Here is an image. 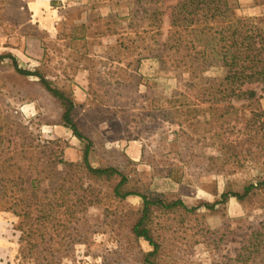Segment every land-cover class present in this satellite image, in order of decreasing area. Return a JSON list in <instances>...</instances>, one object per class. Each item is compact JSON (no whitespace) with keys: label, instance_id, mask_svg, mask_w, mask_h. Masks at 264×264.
<instances>
[{"label":"rangeland","instance_id":"374dc122","mask_svg":"<svg viewBox=\"0 0 264 264\" xmlns=\"http://www.w3.org/2000/svg\"><path fill=\"white\" fill-rule=\"evenodd\" d=\"M49 1L55 23L44 28L34 23L25 0H0V46L6 48L0 51V166L12 175L22 173L26 181L16 177L9 183L8 203L0 207V264H38L34 257H24L28 247L22 241L21 208L6 209L22 186L30 187L29 171L39 168L37 159L54 154L82 163L86 146L63 125L61 103L38 77L19 74L15 64L41 72L72 95L81 132L92 142L93 168H117L128 177L130 189L169 202L181 200L187 207L155 210L153 236L160 249L148 262L153 247L132 232L142 199L113 197L112 185L121 177L97 182L84 175V187L92 183L101 203L76 215L63 239L51 247L41 244L44 256L49 249L68 252L61 264H237L252 232L264 223V185L258 186L264 180V154L254 148L252 158L247 144L235 159L223 147L226 139H245L237 119L250 117L251 110L243 109L248 103L235 101L234 110L214 120L210 105L195 101L185 87L189 74L177 71L172 61L164 65L153 58L155 41L167 38L169 19L162 16V35L155 40L152 0ZM239 3L238 17L264 14V0ZM254 8L262 12L254 15ZM27 38L40 45L28 46ZM16 48L20 56L14 54ZM207 75L224 77L225 72L215 69ZM181 94L198 107L181 106L186 102ZM260 105L264 109V95ZM9 159L15 161L10 165ZM16 183L20 186L13 188ZM250 184L257 188L243 203L234 197L222 200V194L243 193ZM40 188L47 189L48 183ZM71 193L75 200L80 190ZM63 197L59 192L53 199L61 204ZM68 205L56 207L62 223H67ZM63 229L58 226L56 233Z\"/></svg>","mask_w":264,"mask_h":264},{"label":"trees","instance_id":"16d2710c","mask_svg":"<svg viewBox=\"0 0 264 264\" xmlns=\"http://www.w3.org/2000/svg\"><path fill=\"white\" fill-rule=\"evenodd\" d=\"M167 1L169 0H152V35L155 40L157 36L162 35V16L167 14L169 19L167 38L163 43L155 41L152 47L153 58L164 65L172 61L177 71L189 74L185 87L195 94V101L210 105L214 111V120L225 118L230 109L234 110L233 102L248 103L243 105V109L251 110L250 117L243 115L237 119L244 125L238 133L245 136V139H240V136L237 141L226 139L223 147L226 154L235 159L242 154L247 144L249 147L246 151L252 158L257 155L254 148L264 154V109L260 105L264 95V14L258 17H238L236 11L240 7L239 0H175L174 4L166 7ZM14 68L23 76L39 78L44 89L61 103L63 125L81 142H86L82 163L66 162L54 154L42 159V162L37 159L39 168L29 171L33 173L30 187L22 186L15 203L6 208H21L18 216L23 219L20 226L22 241L24 240L28 247V253L24 254V257H34L38 264H61L63 259L69 256L68 252L49 249L48 254L44 256L39 247L41 244L51 247L67 230L68 223L77 219L76 215L101 203L100 195L95 193L92 183L84 187V175L97 182H109L118 176L121 180L112 185L113 197L123 201L137 196L143 201V209L138 213L132 232L136 238L144 239L153 247V251L145 257L150 262L149 258L155 257L160 249L153 236L155 210L170 211L178 207L187 209L186 205L181 200L169 202L130 189L128 177L117 168H93L89 161L92 142L81 132L76 119L77 105L72 95L54 86L39 71H24L17 64ZM215 69L223 70L225 76L207 75ZM257 88H260V94ZM181 96H184L186 101L181 106L198 107L199 104H195V101H191L186 95ZM222 104L224 106H221ZM213 122L208 124L213 125ZM14 161L9 159L8 163ZM60 165L63 166L62 170L58 169ZM10 174L0 166V207L8 203L9 183H14L17 177L26 184L22 173L18 176L11 174L13 179H9ZM42 182L48 183L47 189L40 188ZM262 185L264 180L260 181L258 186ZM19 186L16 183L13 188ZM77 188L80 193H75V200L70 199L74 196L71 195L72 190ZM256 188L254 184H250L243 189V193L226 192L222 194V200L234 197L243 203ZM59 192L64 196L61 204L59 199H53ZM45 200L48 202L45 203ZM68 202H71V205H68ZM66 205L68 206L65 213L69 216L65 220L67 223H62L56 207ZM214 207L215 205H212L209 208ZM195 210L192 208L189 211ZM58 226L64 228L61 233H56ZM235 263L264 264V223L252 232L247 244L237 255Z\"/></svg>","mask_w":264,"mask_h":264},{"label":"crops","instance_id":"0c3cea01","mask_svg":"<svg viewBox=\"0 0 264 264\" xmlns=\"http://www.w3.org/2000/svg\"><path fill=\"white\" fill-rule=\"evenodd\" d=\"M27 2V8L32 14L31 17L34 19V23H40L44 28H50L55 23V12L52 10L51 3L49 0H25ZM262 12L261 8H254L252 14L258 15ZM7 39H9L7 37ZM36 44L40 45L35 39L27 38L28 46H35ZM4 46H0V51L5 50ZM16 56H20L21 52L16 48L13 50Z\"/></svg>","mask_w":264,"mask_h":264}]
</instances>
